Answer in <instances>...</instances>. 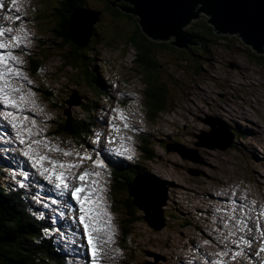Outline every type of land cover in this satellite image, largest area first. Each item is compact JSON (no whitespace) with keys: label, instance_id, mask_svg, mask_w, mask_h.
I'll return each instance as SVG.
<instances>
[{"label":"rangeland","instance_id":"obj_1","mask_svg":"<svg viewBox=\"0 0 264 264\" xmlns=\"http://www.w3.org/2000/svg\"><path fill=\"white\" fill-rule=\"evenodd\" d=\"M66 1L17 0V7L12 6L13 13L19 17V24H22L26 30L25 35L28 40L24 54L21 53V57L24 61L23 67L28 75L35 68L34 65H31L30 59L35 61L41 60L38 56H40L43 44H47L46 40L40 37V35L45 30H51L54 27L51 24L32 25L30 17L34 16V11L39 14L47 10L50 12V17L55 12L56 5ZM107 1L109 0H99L100 7ZM88 2H90L88 8L99 10V4L96 0H88ZM3 3L5 7L8 5L5 0H3ZM113 5L116 4L113 3ZM126 15L124 17V15L118 14L117 17L124 18L116 19L111 12L106 13L104 23H101L99 26L102 32L107 33L110 37L105 38L104 42L97 46V50H94V48L92 52H87L84 49L81 52L72 50L69 53L67 49H63L60 52L53 51L52 47H49V50L48 48L43 50L41 54L44 60L43 66L47 68L48 72V76L45 77L47 81L43 83V81L36 79L34 81L35 86L30 84L26 86V89L29 91L28 95L30 96L29 105L32 106L30 109L39 114L33 117L36 130L46 137L47 145L55 146L61 150L60 152H55L47 148L45 154L63 163H79L80 168L77 171L84 169L99 171L95 164L96 157L94 152H89L88 155L83 150H79L81 146L79 143L82 140L85 141L89 133L84 132V128H81L80 132L78 131L74 134L71 132L72 129L76 128L79 116L84 115L86 111L84 107L80 108L84 104V101L78 105L79 102L77 101L78 98L81 99L80 95H83L84 98L88 97L90 100L100 102L101 93L103 92L100 88L104 87L102 80L114 71H117L130 84L136 86L141 93L144 92V89L146 91V86L148 88V84L144 81L143 73L139 71L137 64H135L133 49L125 48L123 41H116L114 39L119 34L126 35L128 33L126 32L127 30H134L133 21L139 20L132 13ZM199 17L190 19L189 24L182 28V31L193 37L192 42L198 43V47H201V43L191 33L190 26L191 23L197 20L208 19L209 21L211 20V16L199 12ZM74 31L76 32L77 30L74 29ZM87 34L86 27L83 26L78 36L80 39H84ZM224 36L228 39L205 48L202 51L204 54H199L202 56V59L197 58V61L204 65L201 76L193 75V73L188 72L186 67H174L179 55H183L179 51L187 50L190 52V48H192V51L197 52L196 45L189 46L188 43L187 48H178L171 45L176 42L175 36L168 37L170 41H156L169 43L175 49V52L169 50V52L157 53L158 48L156 46L153 47V53L158 56L159 62L162 64L159 77L172 96L169 101L170 107L167 110L155 111L157 112L155 122L147 119L149 126H143L141 120L137 117L136 108L141 105L142 94L138 92L135 95L138 99H133L127 91L122 95L127 102L125 107L128 109V112L134 114L138 119V122L134 123V125L141 124L142 128L144 127L141 135H151L153 141L155 140L149 145L152 155L149 154L145 157L148 159L142 158L140 161H137L141 155L136 146L141 145V142L138 138L135 139V136H128V143L133 147L131 155L136 160L135 162H139L136 164L140 166L134 168L133 171L136 172L140 169L147 171L146 173L151 176V180L157 179L159 187L164 186L168 194H177L181 191L183 195L177 205L185 213L181 220L182 222L193 223L192 227L182 228L176 222H174L176 226L168 225L165 219L161 223L159 221H152L153 215L158 212V208H162V210L164 208V213L171 211L173 208L170 204L171 199L164 205L160 197H158L155 204L152 202L151 197H145V204H141L140 207L150 210L145 211L138 208L140 211L138 213L140 221L131 225V236H125L123 227L126 224L123 222L125 218L122 215L124 212L121 208V201L125 202L128 200L127 198L130 200L132 198L138 199V197L133 188L128 190L129 197L125 189L116 190V188H112L113 200L110 199V201L114 202L112 203L115 205L112 206L113 210L109 206L105 207L103 203H99L93 209L94 215H97L99 218L100 227L98 232L93 233L94 236L99 238L95 241L96 247L99 249L97 252V264L103 261L113 264H125L124 262L130 264H148L151 261H155L157 256H164L165 254L172 256L178 254L184 257L183 261L175 260L174 264H205L204 260L193 263L194 258H205L202 251H209L210 255L222 256L221 261L223 264L224 262L225 264H241L236 260L238 256L237 251L230 254L231 251L227 249V247L233 248L236 246L235 243H229L226 240L225 233L221 232L217 226L218 222L222 221L215 214V208L224 204L212 200V195L218 197L223 192L227 194L232 193L228 204L231 211L228 212L227 217L234 210L242 209V211L248 212L250 217L258 216L264 219V186L263 179L260 176L263 174L262 165L264 164V159H260V157L264 158V64L254 61L250 56V52L261 57H264V54L258 55L260 53L252 49L254 48L252 45H243L239 34H227ZM39 39L43 41V44ZM20 45L25 46L24 43H20ZM246 48H249L250 52ZM82 52H86L84 61L85 69L89 70L87 74L84 73L86 70L78 71L73 69L71 63H68L71 66L68 67L65 64V58H63V55L68 56L69 54V56L72 55L74 57L75 54L74 58L78 59L77 57L80 56V53L82 55ZM95 55H98L100 58L99 62L97 59L93 60L96 65L91 61ZM110 55H116V57L109 59ZM109 60H113V63ZM47 87H53L54 96L64 92L61 94L57 106L55 104L50 105L47 101L44 102L33 97V95L42 94L43 90H47ZM144 98L146 99V92ZM66 100L70 101L74 107L72 105H64ZM143 101L145 102V100ZM48 106V110L51 113L46 109ZM219 109L224 110L225 114L222 116L217 115L215 112ZM71 114L72 121L66 120V117ZM212 120H217V126L226 124L224 126L226 133H229V131L235 133V144L231 149H221L220 142L217 141L220 140L219 138L213 141L216 150L213 149L211 138L207 134L211 132L209 124ZM63 123L69 125L67 130L66 125ZM65 130L66 132H64ZM221 135L225 136L224 133ZM177 138L181 141V146L178 145ZM88 151H91V149L88 148ZM63 152H71L73 155L64 156ZM83 156H89L91 159H85L81 162L79 157ZM100 161L103 162L104 167L102 168L104 169L115 170L117 172L122 171L120 166L112 167L113 165L105 163L102 159ZM11 166L14 170L18 168L15 164ZM6 168V165L0 161L1 184L7 183L9 179L14 182L18 177L15 171L4 173ZM123 171L129 172L127 169ZM130 174L132 175V173ZM134 177L136 180L138 179L136 176ZM92 179L97 180L98 183L102 181L105 183L112 182L110 177L102 176V174L99 177L94 176ZM146 181L150 185V181L148 179ZM171 181L175 184L171 183ZM123 184L122 187H126L125 180H123ZM129 185L133 186L134 181ZM179 185L183 187L181 188ZM219 186L227 188H220ZM151 187L154 188L155 186L151 185ZM32 188H35L34 185ZM143 190H145V187H143ZM103 193L105 198L109 197L106 186L103 187ZM32 194L35 195V193ZM64 195H61L58 190H54L53 197L55 201L50 204L58 202L59 214L65 217L63 223L67 226V223L73 221L77 225V233L88 243L83 225L79 223L78 219L81 215L79 205L75 200H71L68 194L67 198H64ZM236 199L242 201V204L235 202ZM205 206L207 209L204 208ZM39 207L43 211V206L39 205ZM74 207H76V213L74 212ZM172 213L174 216H177V213L179 214L180 212L174 209ZM67 214H71V217H66ZM48 215L49 211H47ZM225 221L229 222L226 219ZM163 223L164 226L162 225ZM246 235L250 236L252 234L250 231H247ZM59 237L62 239L60 241L62 246H71L65 240L63 233ZM194 244L197 245V248ZM200 244H205V246H201ZM246 245L245 251L248 264H261L254 252L248 247V243ZM55 247L58 249L60 255L48 249H46V252L57 264H62L64 258L61 256L63 255L61 247ZM190 249L194 250L191 251ZM12 258L13 260L8 262V264H16V255L13 254ZM160 261L158 262L159 264H167L163 260Z\"/></svg>","mask_w":264,"mask_h":264},{"label":"trees","instance_id":"obj_2","mask_svg":"<svg viewBox=\"0 0 264 264\" xmlns=\"http://www.w3.org/2000/svg\"><path fill=\"white\" fill-rule=\"evenodd\" d=\"M116 1L117 0H109L103 4L102 7H100L99 0H96V2L99 4V10H97L88 8L90 3L88 0H67L61 4L58 3L56 5L57 8H55V12L51 14L50 17V12L48 10L40 13L39 17L42 19L46 14L45 18L43 19L44 23L46 25H55L56 28L53 31L61 39L64 47L73 48L74 51L78 52H81L82 49L86 50L87 52H92L93 48L94 50H97V46L100 43H103L105 38L110 37V35L107 33H103L99 26L101 23H104L106 13L111 12L116 19H122L127 16V12L124 10H127V8H129L131 5L125 0H121L119 3ZM113 3L116 5L112 6ZM79 11L94 12L98 14L96 23L92 26L91 31L88 32L85 37V42L79 41L77 39L76 42H73L71 39V32L69 30L70 20L74 15L78 14ZM118 14L124 15V17L119 18L117 17ZM36 20L38 23L41 21L39 18H37V16ZM133 23L135 26L134 30H127L126 32L128 33L126 35L119 34L114 39L116 41H123L124 46L136 51L135 64H137L139 71L143 73L144 81L146 84H148V88L146 86L145 91L146 101L144 106L151 113L154 112L155 115L157 113L155 112L156 110L160 112L167 110L170 107L169 101L172 95L159 77L162 64L159 62L158 56L153 53V47L156 46L158 48L157 53L169 52V50L175 52V49L172 48L169 43L156 42L147 37V34L142 29L140 20H134ZM190 31L195 35L197 41L201 43V47L196 48L197 52L192 50H190V52H185V50L179 51V53H183V55H179L174 67H186L188 72L193 73L195 76H201L204 65L197 61V58L202 59V56L199 54H204L202 51H204L205 48L214 46V44L217 42L227 40L228 38L224 35L217 34L215 29L204 20H197L193 22L190 26ZM130 32L131 34L129 35ZM246 50L250 52L249 48H246ZM82 53V55L80 53V56L77 57L78 59H76V65L78 69L86 70L84 61L86 52ZM250 56L257 63L264 64V57L257 56L253 52H250ZM87 71L88 70L85 71V74ZM102 82L104 87L100 89L104 90L106 84L105 81L102 80ZM50 101H53V99L51 100V96ZM89 125L88 119L79 122L80 127L88 128ZM142 137H144L143 150L145 151V154L152 155L147 136ZM11 171L15 170L7 165V169L4 170V173H9ZM142 171L143 169H140L133 175L130 174L132 171L123 173L122 176L127 181L125 184L126 187H122L124 185L123 180L121 181L116 179L115 182L117 184V190H127V186L131 184L135 178L134 176L140 174ZM115 178H117V176ZM32 191L33 190H29L26 192L30 193ZM36 195L38 199L39 193ZM127 199L128 200L125 202L121 201V208L122 211L127 215L126 219L130 220V222H126L128 225H126L124 228V235L129 237L131 236L132 231L131 225L140 221V218L138 217L139 211H137V209L134 207L132 200L129 198ZM41 216L45 218L42 213ZM53 226L54 225H51L50 222H38L34 217L31 216L30 209L28 208L27 204H24L20 207V203L17 199H15L14 194L10 193L8 190H6L5 193L0 190V264H8V262L12 261L13 254L16 255V264H28V262H30V264H57L56 261L51 260L48 257L46 249H51L45 244L50 242L44 240L41 233V230L47 231L48 234L51 233ZM11 231L16 232V234L14 232L15 237L13 238L11 237ZM125 264L130 263L125 262Z\"/></svg>","mask_w":264,"mask_h":264},{"label":"water","instance_id":"obj_3","mask_svg":"<svg viewBox=\"0 0 264 264\" xmlns=\"http://www.w3.org/2000/svg\"><path fill=\"white\" fill-rule=\"evenodd\" d=\"M117 0L116 2H120ZM134 6L133 9L127 8L124 10L127 13H132L136 17L141 19V26L148 37L155 41H170L168 37L175 36L176 42L172 43L178 48H187V44L199 46L198 43L192 42L193 37L187 35L182 31V28L189 24L190 19H196L199 16V12L205 13L211 16L209 24L213 25L215 30L221 32V34L227 35H240L242 42L246 45H252V49L256 50L260 54H264V0H125ZM114 6V5H113ZM78 16L85 19L91 31L92 25L97 21L98 14L92 15V12L79 11ZM95 19L94 22H91ZM74 29L77 31L75 32ZM81 29V28H80ZM80 29L75 28L73 21L69 25L73 40L76 42V35ZM219 34V33H217ZM222 129L224 127L219 125ZM211 132L208 134L211 138V144L213 149L216 146L213 144L217 135V120H212ZM235 138V137H234ZM234 138L231 137L229 132V140L227 143L221 144V149L227 150V145L230 147L233 145ZM146 179L150 181L148 185ZM151 185L156 187L153 190ZM143 187L149 190L143 193ZM133 188L137 198H132L134 207L141 208V204H145V197H151L153 200L154 194H157L156 201L160 197L161 201L166 205L168 200V193L164 186L159 187L158 180H151V176L146 172L142 174L130 187ZM167 193V194H166ZM113 200V199H112ZM153 202V201H152ZM105 207L112 209L113 201L107 202L105 199L101 201ZM116 209V207H115ZM148 211L150 209H144ZM113 210V209H112ZM125 220L124 224L128 225L126 214H122ZM164 211L162 208H158V212L153 215L152 221L164 222ZM164 226V223L162 224ZM125 228V227H123ZM162 260L157 256L154 263Z\"/></svg>","mask_w":264,"mask_h":264},{"label":"snow or ice","instance_id":"obj_4","mask_svg":"<svg viewBox=\"0 0 264 264\" xmlns=\"http://www.w3.org/2000/svg\"><path fill=\"white\" fill-rule=\"evenodd\" d=\"M13 7H17V0H12ZM5 8L3 0H0V9ZM9 19H19V17H9ZM22 29H16L15 31H21ZM14 29L11 27H5L0 25V49L6 50V52H0V66H4L0 70V80H3L6 76L9 82L0 86V103L6 107L20 110V104L24 102L25 97L21 93L19 87H13L11 80L19 76V69H15L8 64L10 59H15L11 49L19 46L21 42L20 35H8L13 33ZM7 37L6 39H3ZM26 79V77H25ZM13 93L18 94L19 99L14 98ZM5 120L15 130L16 139L21 145H25L27 151L21 149V154L31 162L32 167L39 171V175L42 176L50 184L54 185V188L58 190L61 195L68 194L71 200H75L79 205V223L83 225L84 234L87 237L88 245L92 254V264H97V252L99 249L96 247L95 241L99 239L94 236V232L100 230L99 218L94 215L93 209L99 205L103 200V196L100 193L103 191L102 187H98V181L92 179V177H99L101 173L99 171H90L84 169L77 171L80 168L79 163H63L58 160L52 159L46 154L37 153L33 150V145H40L39 139L31 138V129L26 127L22 121L17 120V112L7 111L0 113ZM27 119V117H25ZM34 124L35 121H32ZM29 135V139H25V134ZM50 151L60 152L61 150L55 146L44 145ZM64 156H71V152H63ZM79 155V154H77ZM82 162L85 159H91L89 156L79 157ZM97 167H104L102 161H95ZM50 165V166H49ZM226 254V253H224ZM209 264H223L220 260L209 261Z\"/></svg>","mask_w":264,"mask_h":264},{"label":"bare ground","instance_id":"obj_5","mask_svg":"<svg viewBox=\"0 0 264 264\" xmlns=\"http://www.w3.org/2000/svg\"><path fill=\"white\" fill-rule=\"evenodd\" d=\"M53 1V0H52ZM54 4V3H53ZM92 15L93 16H95V13L94 12H92ZM134 19V18H133ZM72 21H73V24H74V27L75 28H78V29H80V28H82L83 27V25H84V22H86L85 21V19L83 18V17H81V16H78V14H76V15H74L73 17H72V19H71ZM92 21V20H91ZM120 25V24H119ZM156 43V42H155ZM177 50V49H176ZM186 52V51H185ZM258 55H262V54H258ZM68 59V58H67ZM87 68V67H86ZM141 78V77H140ZM215 97V96H214ZM78 101H80V98H78ZM217 115H219V116H222V115H224L225 114V111L224 110H222V109H219V110H217L216 112H215ZM229 121V120H228ZM212 123V122H211ZM211 123L209 124L210 125V127H211ZM218 123V122H217ZM246 132V131H245ZM231 133V132H230ZM207 134H210V132L209 133H207ZM247 134V133H246ZM203 135V134H202ZM231 137L232 138H234V137H236L235 136V134L234 133H231ZM198 138H200L199 136H198ZM217 138V136L215 137V140H217L216 139ZM217 141H219L221 144H225V143H227V142H225L224 140H217ZM234 144H235V138H234V141H233V145L230 147V145H227V147H228V149H231L233 146H234ZM227 149V150H228ZM214 150H216V149H214ZM8 165V164H7ZM10 166V168H12V169H14L11 165H9ZM11 172H14V171H11ZM15 172L18 174V168H17V170H15ZM173 173H175V172H173ZM168 182V181H167ZM182 183V182H181ZM34 185V189L32 188V186ZM182 185V184H181ZM153 190H156V187H154V188H152ZM26 191H29V190H33L32 192H30L31 193V195L33 196V194L32 193H35V195L36 194H38L39 193V198H38V201H39V205H42L43 207V211H41V213L45 216V217H47V211H49L47 208H46V203H45V200H44V198H42L43 197V194L45 193V190H43L42 188H41V186L38 184V183H36L35 181H32L31 183H30V185L28 186V187H26V189H25ZM236 190V189H235ZM149 190H147V188H145V190H143V193H146V192H148ZM169 191V190H168ZM191 191H193V190H191ZM240 191V190H239ZM226 193V192H225ZM241 194V193H240ZM67 194H65L64 195V198H67ZM203 197V196H202ZM41 198H42V200H41ZM156 198H157V194H154V198H153V203L155 204L156 203ZM238 198V197H237ZM176 199V198H175ZM201 199V198H200ZM41 200V201H40ZM202 201V200H201ZM262 201V200H261ZM182 202V201H181ZM222 204H224V206H226L227 207V204L229 203V201H220ZM219 202V203H220ZM242 201H237V203H239V204H242L241 203ZM184 203V202H183ZM186 204V203H185ZM209 204V203H208ZM202 205H204V204H202ZM210 205V204H209ZM180 207V206H179ZM210 207V206H209ZM242 207V206H241ZM199 208V207H198ZM201 208V207H200ZM204 208H206V206L204 207ZM213 208V207H212ZM229 207H227V209H228ZM244 208V207H243ZM164 209V208H163ZM207 209V208H206ZM236 209V208H235ZM253 209V208H252ZM199 210H201V209H199ZM202 210H203V208H202ZM242 210V209H241ZM250 210V209H249ZM256 210V209H255ZM183 211H184V209H183ZM213 211V210H212ZM231 211V210H230ZM74 212L76 213V207H74ZM211 212V211H210ZM253 212V211H252ZM200 213V212H199ZM215 214H216V212H215ZM198 215V214H197ZM201 215V214H200ZM206 215V214H205ZM217 215V214H216ZM230 215H231V213H230ZM251 215V214H250ZM208 216V215H207ZM206 216V217H207ZM261 216V215H260ZM215 217H217V216H215ZM203 218V217H202ZM213 218V217H212ZM261 218V217H260ZM215 219V218H214ZM218 220V219H217ZM216 221V220H215ZM201 222V221H200ZM226 222V221H225ZM217 224V223H216ZM134 229V228H133ZM158 231V230H157ZM159 232V231H158ZM203 232V231H202ZM222 232V231H221ZM220 232V233H221ZM157 233V232H156ZM210 233V232H209ZM212 235V234H211ZM221 235V234H220ZM223 235V234H222ZM186 236V235H185ZM188 236V235H187ZM214 236V235H213ZM170 237V236H169ZM204 237V236H203ZM217 237V236H216ZM158 239H160V238H158ZM162 239V238H161ZM227 241L229 242V243H235V238L234 237H232V236H227ZM179 240V239H178ZM169 241V240H168ZM175 241V240H174ZM177 241V240H176ZM215 241V240H214ZM219 241V240H218ZM172 242V241H171ZM192 242V241H191ZM206 242V241H205ZM204 242V243H205ZM179 243H180V241H179ZM206 243H208V242H206ZM205 243V244H206ZM172 244V243H171ZM181 244V243H180ZM183 244V243H182ZM205 244H200L201 246H205ZM209 244V243H208ZM247 244V243H246ZM174 245V244H173ZM176 245V244H175ZM191 245V244H190ZM161 246H162V244H161ZM172 246V245H171ZM194 246L197 248V245H195L194 244ZM209 246V245H208ZM247 246V245H246ZM210 247H211V245H210ZM165 248V247H164ZM182 248V247H181ZM186 248V247H185ZM171 249V248H170ZM179 250V249H178ZM186 250V249H185ZM191 250V249H190ZM194 249H192L191 251H193ZM174 251H175V249H174ZM184 251V250H183ZM182 251V252H183ZM176 252V251H175ZM181 252V253H182ZM187 252V251H186ZM153 259V258H152ZM161 262V261H160ZM76 263L78 264V261H76ZM224 264H225V262H224Z\"/></svg>","mask_w":264,"mask_h":264},{"label":"clouds","instance_id":"obj_6","mask_svg":"<svg viewBox=\"0 0 264 264\" xmlns=\"http://www.w3.org/2000/svg\"><path fill=\"white\" fill-rule=\"evenodd\" d=\"M130 4V3H129ZM131 5V4H130ZM133 9L134 8V6L133 5H131V6H129V9ZM127 14H131V13H127ZM134 15V14H133ZM198 18H200L199 16H198ZM138 19H139V17H138ZM71 21V20H70ZM95 21V19H92V21L91 22H94ZM205 22H207L208 23V19H206V20H204ZM46 25L45 23H44V21H40V25ZM192 24V23H191ZM209 24V23H208ZM210 26H212L213 27V25H211V24H209ZM83 26H85L86 27V32L88 33V32H90V29H89V26L86 24V23H84V25ZM93 26V25H92ZM92 28V27H91ZM214 28V27H213ZM215 29V28H214ZM80 31H81V29H80ZM80 31H79V33H77V34H75L76 35V38H77V40H79V41H83V42H85V38L84 39H80L79 38V34H80ZM217 33H219L220 35H224V34H221V32H219L218 30H215ZM243 43V42H242ZM243 44H245V43H243ZM246 45V44H245ZM82 46V45H81ZM125 48H128L127 46H124ZM196 48H199L198 46H196ZM67 50H68V52L69 51H72V50H74L73 48H66ZM192 48H190V50H191ZM134 51V53H135V57H136V51L135 50H133ZM185 51H187V50H185ZM96 56V55H95ZM95 56L92 58V60L91 61H93L94 59H95ZM68 57H71V56H66V58H65V64L67 65L68 63H71V65H72V59L71 58H68ZM116 57V55H110L109 56V59L110 58H115ZM16 58H18V59H22V58H20V57H16ZM68 58V59H67ZM109 61H111V63H113L112 61L113 60H109ZM30 63H31V65H34L35 66V69L37 70L39 67H42V65H43V60H37V61H35V60H32V59H30ZM92 63H94V61L92 62ZM69 65V64H68ZM46 70H47V68H46ZM89 72V70L87 71V73ZM85 73V72H84ZM86 73V74H87ZM8 80V79H7ZM12 81V80H11ZM106 88H104V90H103V93L105 94L106 92ZM90 102L92 103L91 105H93V101L92 100H90Z\"/></svg>","mask_w":264,"mask_h":264}]
</instances>
